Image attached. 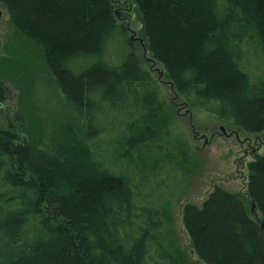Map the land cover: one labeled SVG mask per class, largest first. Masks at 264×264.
<instances>
[{"label": "trees", "instance_id": "16d2710c", "mask_svg": "<svg viewBox=\"0 0 264 264\" xmlns=\"http://www.w3.org/2000/svg\"><path fill=\"white\" fill-rule=\"evenodd\" d=\"M132 1L146 52L188 109L264 130V0ZM114 6L0 0L20 40L39 50L64 121L63 140L0 130V264H183L167 219L193 152ZM28 67L0 60V98ZM247 172L264 225V156ZM182 224L203 264H264L259 224L239 195L215 187L200 206L183 207Z\"/></svg>", "mask_w": 264, "mask_h": 264}, {"label": "rangeland", "instance_id": "374dc122", "mask_svg": "<svg viewBox=\"0 0 264 264\" xmlns=\"http://www.w3.org/2000/svg\"><path fill=\"white\" fill-rule=\"evenodd\" d=\"M112 1L124 6L121 7L124 10L114 6V20L124 26L128 25L130 31L136 34V39L146 44L141 34L139 3L132 0ZM0 9V60L13 56L30 67L14 79V83L6 82V93L0 98V130H12L21 141L40 137L63 140L61 98L55 82L47 73L36 45L20 40L12 27L9 14L3 7ZM128 35L131 36L130 33ZM143 46L144 49L138 42L134 43L137 61L157 78L166 118L176 133L184 135L193 152L191 176L186 182L179 181L172 187L174 198L170 199L167 219L171 233V252L183 264H203L193 252L184 230L182 209L186 204L200 206L215 187L244 199L249 215L259 224L264 241L263 221L251 209L246 195L247 165L255 157L264 156V130L246 133L216 121L207 113L188 109L176 96L166 74L163 72L160 75L163 67L158 63L153 64L150 54L144 55L146 48ZM221 127L224 133L220 132Z\"/></svg>", "mask_w": 264, "mask_h": 264}, {"label": "flooded vegetation", "instance_id": "af4514ba", "mask_svg": "<svg viewBox=\"0 0 264 264\" xmlns=\"http://www.w3.org/2000/svg\"><path fill=\"white\" fill-rule=\"evenodd\" d=\"M121 5H122V4H119V2H115V6L120 7V8H121V7H124V6H121ZM123 5H124V4H123ZM120 8H119V9H120ZM121 9H122V8H121ZM122 10H124V9H122ZM125 10H126V9H125ZM121 24H122V23H121ZM128 24H129V22H128ZM125 29L127 30L128 34H129V33L131 34V36H129V39L132 38V41L130 40V41L132 42V44H134L135 42H138V43L141 45L142 49H144V46H143L144 44H143V42H142L141 40H137V39H136V37H135L136 34H135L134 32H131V31H130L128 25L125 26ZM146 53H147V52H146ZM144 55H145V51H144Z\"/></svg>", "mask_w": 264, "mask_h": 264}, {"label": "water", "instance_id": "95a60500", "mask_svg": "<svg viewBox=\"0 0 264 264\" xmlns=\"http://www.w3.org/2000/svg\"><path fill=\"white\" fill-rule=\"evenodd\" d=\"M1 17H2V11L0 9V19H1ZM130 40L132 41V38H130ZM145 53H146V51H145ZM152 63L155 64V62L153 60H152ZM162 74H163V70L160 73V75H162ZM220 132L224 133V129L222 127L220 128ZM253 208H254V205H252V210H253Z\"/></svg>", "mask_w": 264, "mask_h": 264}]
</instances>
